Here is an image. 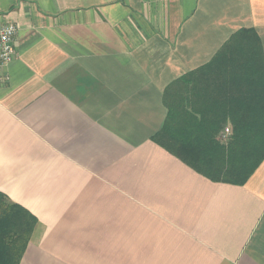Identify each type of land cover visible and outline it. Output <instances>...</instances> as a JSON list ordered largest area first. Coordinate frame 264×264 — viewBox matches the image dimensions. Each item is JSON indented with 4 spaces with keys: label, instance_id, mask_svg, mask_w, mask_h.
<instances>
[{
    "label": "crops",
    "instance_id": "0c3cea01",
    "mask_svg": "<svg viewBox=\"0 0 264 264\" xmlns=\"http://www.w3.org/2000/svg\"><path fill=\"white\" fill-rule=\"evenodd\" d=\"M4 23L17 31L0 89V202L25 212L0 211L12 223L0 264H264V159L238 185L153 140L168 87L242 31L263 83L221 71L195 101L228 124L221 145L255 93L264 103V0H0ZM190 87L171 88L178 104ZM14 220L31 233L17 262Z\"/></svg>",
    "mask_w": 264,
    "mask_h": 264
},
{
    "label": "trees",
    "instance_id": "16d2710c",
    "mask_svg": "<svg viewBox=\"0 0 264 264\" xmlns=\"http://www.w3.org/2000/svg\"><path fill=\"white\" fill-rule=\"evenodd\" d=\"M233 70L237 73L239 81L245 85L253 87L254 83L257 85L260 82L263 83L261 50L254 33L251 31L238 33L215 55L210 63L182 77L168 87L164 94V103L168 110L167 117L161 130L153 140L165 150L175 153L180 160L193 167L197 172L210 176L215 171L216 177H212L213 179L242 185L264 159V103L262 102V92L258 98L257 94H254L253 106H250L249 109L250 115H243L240 122L230 124L232 135L223 145L215 137L228 124L225 121L220 123L206 121L205 119L210 113L209 109L203 108L202 111H199L195 101L199 84H204V82L214 83L221 71L230 73ZM203 73L206 75H203ZM186 85L191 86L187 90V94L183 90H178L182 91L178 94H186L188 99L182 97L180 98L181 104H178L177 95L171 92V88ZM188 100H193V102L187 106ZM189 106L191 107L189 108ZM174 149L177 152H174ZM215 155L216 163H214ZM10 208L9 210L3 209L0 202V211L25 212L17 206ZM19 222L26 225L24 220H14V229L8 233H15V262L19 260L21 254L18 253V249L24 250L31 234L16 235L17 228H21ZM34 222L32 219L31 229H33ZM11 224L9 222L7 225L5 221H0V226L4 228L10 227ZM4 238L5 234H2L0 229V244L3 243Z\"/></svg>",
    "mask_w": 264,
    "mask_h": 264
},
{
    "label": "built area",
    "instance_id": "2783aa9c",
    "mask_svg": "<svg viewBox=\"0 0 264 264\" xmlns=\"http://www.w3.org/2000/svg\"><path fill=\"white\" fill-rule=\"evenodd\" d=\"M16 31V26L12 23H4L0 25V89L7 80L5 69H7L15 56L13 42ZM225 132H228V129H225Z\"/></svg>",
    "mask_w": 264,
    "mask_h": 264
}]
</instances>
